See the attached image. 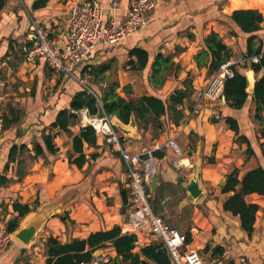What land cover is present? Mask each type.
<instances>
[{
	"label": "crops",
	"instance_id": "0c3cea01",
	"mask_svg": "<svg viewBox=\"0 0 264 264\" xmlns=\"http://www.w3.org/2000/svg\"><path fill=\"white\" fill-rule=\"evenodd\" d=\"M76 1L82 0H7L0 11V107L4 114L0 174L9 179L0 186V208L8 214L9 222L19 214L15 203L33 208L20 224L43 206L56 210L30 246L13 241L7 254L0 258V264H46L45 242L51 235L66 242L115 225L125 233H133L130 177L121 153L95 130L97 146L84 144L87 161L79 166L70 162L69 157L79 155L74 150L73 137L90 125L85 108L75 111L77 117L69 124L70 132L53 125L58 113L70 107L79 90L87 88L101 95L112 85L127 99L156 95L166 100L176 89L192 90L183 103L176 105L185 114L179 124L164 115V125L158 132L151 125L147 129L137 125L133 130L135 135L123 136V145L133 153L148 148L163 153L156 155L159 185L155 193L148 185L150 201L152 207L162 209L173 227L190 235L187 249L204 250L210 256L209 264L230 261L238 264L241 256H246L251 264H264V195L252 193L246 197L259 205L250 233L243 229L239 216L223 207L230 195L222 191L228 174L237 169L241 179L259 165L264 168V123L255 119L253 92H248V100L241 109L231 108L225 102L213 106L205 103L190 117L197 94L216 72L209 70L211 56L201 55L206 50L205 38L211 32L218 33L230 49L227 60L240 61L234 69L246 76L253 74L255 81L263 74V71L256 74L251 68L255 61H242L257 55L247 56L250 34L242 32L230 15L238 9H254L264 15V0H160L156 10L146 15L147 23L137 33L116 44H98L78 65L76 72L85 85L53 70L42 57L28 60L23 52L24 45L34 44L33 21L48 32L55 46L63 47L67 42L69 9ZM93 1L103 6L106 24L125 21L132 0ZM261 25L262 29L256 32L259 43L264 40V22ZM136 48L148 53V63L142 69L136 68L138 57L130 55ZM157 55L168 62L160 74L165 76V82L156 89L149 77ZM104 65L109 66L108 70L97 74V68ZM216 112L221 114V119L213 118ZM226 116L238 121L239 133L229 127ZM47 134L54 135L57 152L48 150L44 141ZM170 140L175 142L181 156L168 144ZM248 141L254 149L252 155L247 154ZM37 143L43 148L42 154L36 151ZM13 146L16 152L10 157ZM92 153L97 156L92 158ZM199 157L203 160L204 193L194 200L182 181L193 174ZM176 159L183 164L176 166ZM123 191L128 199L125 210ZM136 234L138 246L162 242L145 231ZM216 246L224 252L215 253ZM98 250L95 259L116 257L110 246Z\"/></svg>",
	"mask_w": 264,
	"mask_h": 264
},
{
	"label": "trees",
	"instance_id": "16d2710c",
	"mask_svg": "<svg viewBox=\"0 0 264 264\" xmlns=\"http://www.w3.org/2000/svg\"><path fill=\"white\" fill-rule=\"evenodd\" d=\"M7 0H0V11L5 7ZM232 21L244 33H249L247 38V56L257 55V62L251 63V68L256 74L263 71V74L255 82L253 100L256 104L255 119L264 123V40L259 43L256 32L262 29L264 15L254 9H238L230 15ZM206 50L201 55L211 56L209 70L211 73L218 70L220 65L230 57V49L223 42L222 37L211 32L205 38ZM130 55L138 57V66L144 68L148 63V53L144 49L136 48L130 51ZM130 62V61H129ZM133 61H131L132 63ZM168 62L162 55H157L152 64V74L149 77L151 84L157 89L165 82V76L160 75L166 70ZM109 66L104 65L97 68V74H104ZM94 72V71H93ZM160 76V77H159ZM247 76L235 68L233 77L225 81L223 95L225 96V105L234 109H241L248 100ZM192 90L176 89L168 99L163 100L156 95H144L136 98H124L117 93V86L112 85L101 95L92 93L89 89L79 90L72 98L69 108L61 110L54 122V126L70 132L69 124L77 117L75 111L87 108L91 114L105 112L111 116H117L123 123H129L134 115L138 128L147 129L150 125L155 132L162 129L164 122L162 117L168 115L173 122L179 124L185 118L182 110L177 109V104L183 103L184 99L191 94ZM226 123L236 133H239V123L233 116H226ZM53 134H47L44 137L45 144L51 152H57L53 143ZM97 146V136L94 127L91 125L81 129L79 134L73 137L74 150L79 153L77 157H69V161L82 166L86 161V155L83 152L84 144ZM248 143L247 154H254V149L250 141ZM36 151L43 153L42 146L37 143ZM16 152V146L11 149L10 157ZM155 155H163L155 151ZM96 153L91 157L95 158ZM9 179L0 174V186L6 184ZM224 193H230L225 199L223 207L236 216H239L242 227L248 233L254 229L259 205L249 202L247 195L258 193L264 195V168L258 167L247 171L240 179L237 169L228 174L225 183L222 185ZM14 208L18 211V216L9 222V229L13 232L20 225V220L28 215L33 208L29 205L15 203ZM157 213L158 210L154 208ZM65 219V217H62ZM187 241H190V235L187 234ZM138 236L136 233H125L119 225L110 229H101L92 232L86 238H72L69 241L62 242L59 238L49 236L45 242L46 264H84L93 262L95 252L104 247H112L116 252V257L112 264H172L170 255L162 242L156 241L147 245L138 246ZM209 246L205 248L206 251ZM215 253L222 254L223 248L216 246ZM228 264H234L230 261Z\"/></svg>",
	"mask_w": 264,
	"mask_h": 264
},
{
	"label": "built area",
	"instance_id": "2783aa9c",
	"mask_svg": "<svg viewBox=\"0 0 264 264\" xmlns=\"http://www.w3.org/2000/svg\"><path fill=\"white\" fill-rule=\"evenodd\" d=\"M160 0H132L128 7L127 18L121 23L110 21L104 24V8L93 0L74 2L69 9L67 42L63 47H57L50 39L48 32L35 21L31 28L35 34L33 45H24L23 52L30 61L44 58L48 65L59 73L79 80L85 85V80L80 78L76 68L91 53L98 44L112 45L137 33L146 23V15L156 10ZM258 56L246 57L242 61H255ZM239 60H227L210 77L206 85L197 94V103L190 113L202 108L205 103L212 106L224 103L225 81L235 74V65ZM181 107V106H180ZM86 121L119 151L125 161L130 177V190L132 195L133 211L130 222L133 233L145 231L160 239L166 247L173 264H205L201 254L194 249H187L188 237L178 229L170 226L157 214L151 204V194L148 185L156 176L159 162L155 149L148 148L141 152L133 153L123 145V133L113 124V116L103 113L91 114L84 109ZM216 119H221L219 112L215 113ZM4 130V114L0 107V136ZM172 145L179 156L181 152L173 140ZM183 164L176 159V166ZM194 167V164H191ZM12 231L9 229V216L0 208V258L7 254L9 246L13 243ZM113 260L109 256H99L93 264H110ZM238 264H251L246 256H241Z\"/></svg>",
	"mask_w": 264,
	"mask_h": 264
},
{
	"label": "water",
	"instance_id": "95a60500",
	"mask_svg": "<svg viewBox=\"0 0 264 264\" xmlns=\"http://www.w3.org/2000/svg\"><path fill=\"white\" fill-rule=\"evenodd\" d=\"M247 90L248 92H254L255 87V80L251 83L248 74H247ZM225 101V96H224ZM113 124L123 133L125 137H130L135 135L136 133L133 131L137 127V122L132 115L131 121L129 123H123L117 116H114L112 119ZM203 166V160L202 158H197L195 162V170L193 174L186 180H183V185L185 186V189L189 192L190 196L194 200H198L203 196L204 189L201 185V169ZM150 189L152 193H155L158 185H159V179L157 176H154L151 181L149 182ZM123 200H124V210L128 203L126 191L122 192ZM37 210V209H36ZM56 210L50 209V207L43 206L42 208L35 211L33 215H30L29 217H26L24 221L12 232V236L14 240L18 241L24 246H30L36 238L37 232L39 229L43 226L44 222L47 220V218L52 215ZM98 251L95 252V255H98ZM118 264H119V260Z\"/></svg>",
	"mask_w": 264,
	"mask_h": 264
},
{
	"label": "rangeland",
	"instance_id": "374dc122",
	"mask_svg": "<svg viewBox=\"0 0 264 264\" xmlns=\"http://www.w3.org/2000/svg\"><path fill=\"white\" fill-rule=\"evenodd\" d=\"M213 118L216 119V117H215L214 115H213ZM162 212H163V211H162V209L160 208V210L157 212V214H159L160 216H162V217L164 218V220L166 221V223L169 224L170 226H172V224H171L168 220H166L165 215H164ZM15 241H16V240H15ZM199 253H200L201 256L203 257V259L205 260V262H206L207 264H209L208 257H210V256H209V255H206L207 253L204 252V250H200ZM110 264H112V263H110Z\"/></svg>",
	"mask_w": 264,
	"mask_h": 264
},
{
	"label": "bare ground",
	"instance_id": "6f19581e",
	"mask_svg": "<svg viewBox=\"0 0 264 264\" xmlns=\"http://www.w3.org/2000/svg\"><path fill=\"white\" fill-rule=\"evenodd\" d=\"M248 78H249V80H250L251 83L254 81V76H253V74L248 73Z\"/></svg>",
	"mask_w": 264,
	"mask_h": 264
}]
</instances>
